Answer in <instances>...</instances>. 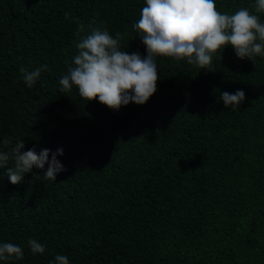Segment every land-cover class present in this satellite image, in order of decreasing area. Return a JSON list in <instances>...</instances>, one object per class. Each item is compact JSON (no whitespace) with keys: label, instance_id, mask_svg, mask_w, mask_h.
Instances as JSON below:
<instances>
[{"label":"trees","instance_id":"1","mask_svg":"<svg viewBox=\"0 0 264 264\" xmlns=\"http://www.w3.org/2000/svg\"><path fill=\"white\" fill-rule=\"evenodd\" d=\"M215 2L264 22L256 0ZM144 6L0 0V152L21 140L22 152L47 148L49 158L62 148L66 169L52 181L47 164L34 166L18 185L0 169V243L24 252L0 264H55L61 254L69 264H264V57L241 60L227 46L201 69L158 56L157 92L118 111L75 86L60 90L95 30L121 33L122 51L146 57L133 27ZM41 65L48 70L29 88L20 68ZM237 90L245 101L226 107L221 93ZM30 238L43 254H32Z\"/></svg>","mask_w":264,"mask_h":264},{"label":"clouds","instance_id":"2","mask_svg":"<svg viewBox=\"0 0 264 264\" xmlns=\"http://www.w3.org/2000/svg\"><path fill=\"white\" fill-rule=\"evenodd\" d=\"M255 13H264V0H256ZM133 27L146 46V57L139 52L122 51L121 33L117 32L114 38L107 29L95 30L77 44L79 52L73 58L74 66L60 79V90L69 92L75 86L83 100L98 97L101 104L118 111L130 102L144 105L157 92L158 56L187 60L188 64L201 69H209L215 54L227 46H231L241 60L254 62L256 57H264V22L260 17L247 8L234 14L221 13L215 0H146ZM47 70V65L31 71L20 68L29 88L40 79L42 71ZM220 99L226 107H240L245 101V92H223ZM24 147L25 142L21 140L11 152H0V169L6 168L11 184H20L34 166L44 169L47 164L43 178L52 181L66 170L57 159L58 155H63L62 148L51 152L49 158L50 149L37 153L33 147L22 152ZM10 161H14V167L8 166ZM28 246L33 255L45 252V246L35 239L30 238ZM13 258L23 260L22 248L13 243H0V261ZM55 264H69V260L65 255H57Z\"/></svg>","mask_w":264,"mask_h":264}]
</instances>
